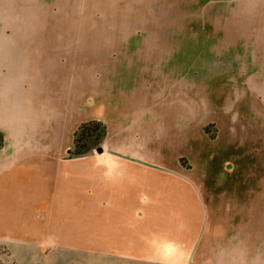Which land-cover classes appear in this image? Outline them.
<instances>
[{
  "label": "rangeland",
  "instance_id": "obj_1",
  "mask_svg": "<svg viewBox=\"0 0 264 264\" xmlns=\"http://www.w3.org/2000/svg\"><path fill=\"white\" fill-rule=\"evenodd\" d=\"M90 121L106 135L89 156L103 146L150 158L189 171L203 194L188 212L201 222L193 235L190 225L141 227L155 253L190 247L159 261L264 264V0H0V170L15 163L7 154L42 148L77 159L74 134ZM87 212L42 198L0 209L39 233L0 239V264H164L102 257Z\"/></svg>",
  "mask_w": 264,
  "mask_h": 264
},
{
  "label": "crops",
  "instance_id": "obj_2",
  "mask_svg": "<svg viewBox=\"0 0 264 264\" xmlns=\"http://www.w3.org/2000/svg\"><path fill=\"white\" fill-rule=\"evenodd\" d=\"M8 138L6 137V142H11ZM36 141L35 144L40 145ZM70 148L67 147V152ZM107 156L114 165H107L106 168L94 165L93 157L98 160ZM5 157L6 160L13 159L11 161L15 163L6 170H0L1 210L27 208L30 200L41 198L48 200L54 209L85 208L90 211L86 215L89 217L84 220L87 225L86 235L96 234L101 240L102 257L133 260L146 258L164 264L167 262L159 261L158 258L190 257L187 254L190 247L187 245L183 247V253L177 251L159 254L155 253L151 244L156 238L147 237L144 241L141 238L142 234L148 236L151 232L149 229L143 230L142 226L179 225L182 228L190 225L188 235H193L196 231V226L201 222L189 217L188 212L190 209L196 212L198 203L204 206L205 199L197 191L189 171L165 169L149 160L150 158L119 152L64 160L58 153H45L42 148L38 153L7 154ZM67 166L72 169L63 172V167ZM58 186L60 189H56ZM115 188L116 192L112 193L111 190ZM83 191L91 196H80ZM62 194H69V197L65 198ZM61 198L70 201V206L59 201ZM217 202L216 198L214 204ZM84 203L87 205L82 206ZM42 206L45 207L46 204L42 203ZM157 211H161V214ZM5 215V220L0 218V239L8 240L9 234L13 235L12 240L15 234L18 240L31 238L33 230H30L29 219L14 222L12 218H8L7 213ZM32 222L40 225L41 220L39 218ZM93 227H97L96 230ZM34 234L39 235L33 232L32 239L36 238ZM87 241L96 242L88 240V237ZM110 248L118 250L106 252Z\"/></svg>",
  "mask_w": 264,
  "mask_h": 264
},
{
  "label": "trees",
  "instance_id": "obj_3",
  "mask_svg": "<svg viewBox=\"0 0 264 264\" xmlns=\"http://www.w3.org/2000/svg\"><path fill=\"white\" fill-rule=\"evenodd\" d=\"M105 135L106 128L100 122L90 121L81 124L74 134V146L70 153L71 158L89 156L92 146L101 144Z\"/></svg>",
  "mask_w": 264,
  "mask_h": 264
},
{
  "label": "water",
  "instance_id": "obj_4",
  "mask_svg": "<svg viewBox=\"0 0 264 264\" xmlns=\"http://www.w3.org/2000/svg\"><path fill=\"white\" fill-rule=\"evenodd\" d=\"M104 147L103 146H99L98 148H97V150H96V153H98V154H102V153H104ZM71 152V150H69L68 151V153H70Z\"/></svg>",
  "mask_w": 264,
  "mask_h": 264
}]
</instances>
